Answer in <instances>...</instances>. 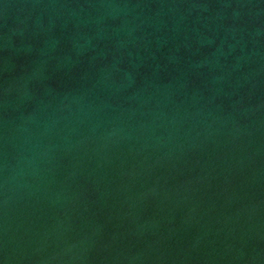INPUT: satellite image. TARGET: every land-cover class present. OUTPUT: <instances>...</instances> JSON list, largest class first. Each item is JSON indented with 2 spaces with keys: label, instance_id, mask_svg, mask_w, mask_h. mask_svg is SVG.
<instances>
[{
  "label": "water",
  "instance_id": "obj_1",
  "mask_svg": "<svg viewBox=\"0 0 264 264\" xmlns=\"http://www.w3.org/2000/svg\"><path fill=\"white\" fill-rule=\"evenodd\" d=\"M0 264H264V0H0Z\"/></svg>",
  "mask_w": 264,
  "mask_h": 264
}]
</instances>
